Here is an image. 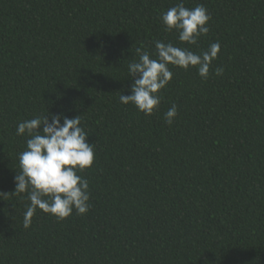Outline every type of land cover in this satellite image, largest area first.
Wrapping results in <instances>:
<instances>
[{"label": "trees", "instance_id": "obj_1", "mask_svg": "<svg viewBox=\"0 0 264 264\" xmlns=\"http://www.w3.org/2000/svg\"><path fill=\"white\" fill-rule=\"evenodd\" d=\"M178 2L0 0V264H264V0H183L211 15L198 47L160 20ZM157 40L221 50L207 80L172 67L147 116L119 97L136 48ZM61 112L95 143L79 173L91 207L63 220L38 209L25 228L16 127Z\"/></svg>", "mask_w": 264, "mask_h": 264}, {"label": "clouds", "instance_id": "obj_2", "mask_svg": "<svg viewBox=\"0 0 264 264\" xmlns=\"http://www.w3.org/2000/svg\"><path fill=\"white\" fill-rule=\"evenodd\" d=\"M160 20L166 31L178 34L181 44L198 47L199 40L210 31L211 15L203 4L188 8L180 0L162 13ZM154 47L151 53L143 46L136 48L138 59L128 64V76L134 81L131 94L119 97L122 104H132L147 116L158 109L161 91L173 78L172 67L185 71L195 68L197 74L207 80L213 74L210 69L221 50L219 42L199 52L159 40ZM223 72V68L214 69L217 76ZM50 115V120L47 113L19 122L16 127V135L28 137L26 150L18 157L20 171L14 177L13 192L17 196L26 193L30 202L24 212L25 228L30 226L38 209L63 220L74 212L85 215L91 207L89 181L79 173L93 166L95 143L88 142L81 115L74 118L62 112ZM177 115L178 108L173 104L164 114L165 122L171 126ZM5 195L0 192V197Z\"/></svg>", "mask_w": 264, "mask_h": 264}]
</instances>
